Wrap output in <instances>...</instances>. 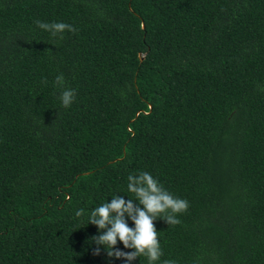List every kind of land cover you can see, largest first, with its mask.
<instances>
[{
    "label": "trees",
    "instance_id": "1",
    "mask_svg": "<svg viewBox=\"0 0 264 264\" xmlns=\"http://www.w3.org/2000/svg\"><path fill=\"white\" fill-rule=\"evenodd\" d=\"M140 171L189 204L157 264H264V0H0V264H124L88 215Z\"/></svg>",
    "mask_w": 264,
    "mask_h": 264
},
{
    "label": "clouds",
    "instance_id": "2",
    "mask_svg": "<svg viewBox=\"0 0 264 264\" xmlns=\"http://www.w3.org/2000/svg\"><path fill=\"white\" fill-rule=\"evenodd\" d=\"M35 25L56 40H63L65 32H76L74 26L64 22L36 20ZM42 83L46 85L47 80L44 79ZM53 85L60 92L58 99L61 106L69 108L75 100L76 90L66 86L63 73L55 77ZM127 192L132 198L113 196L110 202L100 204L89 213L88 224L97 229V234L90 238L95 245L92 255L100 256L103 249L109 261L121 260L124 264H132L139 257H144L147 264H157L163 252L154 222L160 219L167 226L179 225L181 221L178 216L188 210V201L174 196L146 171L127 176ZM83 215L84 209L75 212L76 217ZM118 243L129 251L117 248ZM162 264L176 262L166 259Z\"/></svg>",
    "mask_w": 264,
    "mask_h": 264
},
{
    "label": "water",
    "instance_id": "3",
    "mask_svg": "<svg viewBox=\"0 0 264 264\" xmlns=\"http://www.w3.org/2000/svg\"><path fill=\"white\" fill-rule=\"evenodd\" d=\"M142 28H144V27H143V25H142ZM140 57H141V56H140ZM140 60H142V57H141V59H140Z\"/></svg>",
    "mask_w": 264,
    "mask_h": 264
}]
</instances>
